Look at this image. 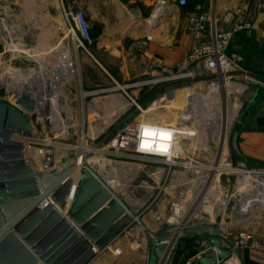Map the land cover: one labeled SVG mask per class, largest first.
<instances>
[{"label": "crops", "instance_id": "1", "mask_svg": "<svg viewBox=\"0 0 264 264\" xmlns=\"http://www.w3.org/2000/svg\"><path fill=\"white\" fill-rule=\"evenodd\" d=\"M260 2L261 0H188V4L183 6L179 4V0H0V14L3 18L10 19V7L17 6L18 35L26 44L27 38L32 37L34 50L39 54H53L59 59V55L73 49L63 8L83 9L90 24L92 41L86 49L81 50L82 71L89 79L90 69L98 65L97 70L104 88L112 83H136L128 81L147 75L149 63L176 65L181 61L195 42L187 25L190 14L206 13L211 21L216 20L222 27H228L233 21H252L253 27L236 33L230 43L231 50L242 52L245 56L243 69L235 73L234 78L247 83L244 95L248 101L246 110L252 105L248 118L236 123L230 139V158L234 163L252 169L264 168V10L260 8ZM40 67L38 73L48 83H62L60 80L64 76V66ZM83 108L82 112L85 113V107ZM87 108L90 114L99 111ZM246 110L241 114L244 115ZM32 150L35 152L31 153V149L26 146V160L35 170L41 171V154L37 162L34 157L37 149ZM86 150L89 148H80L82 152ZM108 152L105 148L98 151L100 155ZM54 154V159H60L58 162L55 160L57 167H62L74 156L65 155L62 151L58 157L57 150H54ZM43 159L41 156L42 161ZM91 160L88 159L92 165ZM102 161L103 164H99L97 168L92 166L106 179L110 177L108 182L151 231L216 223L212 214L204 213L202 209L197 213L201 218L195 222L187 223L186 219H182L183 223H175L170 220L165 210L163 191L159 194L156 187L152 186L149 194V182L133 184L137 182L139 172L144 171L149 177V164H144L141 168L133 160H121L116 161L120 166L113 171L111 163L104 162L103 158ZM157 168L155 172L154 168L150 169L156 182L165 172L163 165ZM77 172L73 174L75 179L79 177ZM139 186L146 190L142 194H135L133 188ZM220 226L224 231L229 228ZM229 241L227 237L222 238L223 245L228 246ZM110 243L111 249L102 251L87 264H147L149 235L136 221L130 222ZM209 243L208 235L182 236L179 233L169 242L159 264H164L173 247L176 250L171 264H202L213 250ZM116 248H120L121 252L117 253ZM239 251L238 258L233 257V253L217 264H235V261H244L246 258L251 264H256L250 260L246 251Z\"/></svg>", "mask_w": 264, "mask_h": 264}, {"label": "rangeland", "instance_id": "2", "mask_svg": "<svg viewBox=\"0 0 264 264\" xmlns=\"http://www.w3.org/2000/svg\"><path fill=\"white\" fill-rule=\"evenodd\" d=\"M10 8L12 16L8 19L6 26L16 43L15 46H17L20 43L17 29V6H11ZM1 29L3 27L1 28L0 26ZM1 41L3 40L0 34L1 71L9 70L12 72L19 69L30 79L35 77L32 74L33 72L38 73L40 71L41 65L58 66L59 62H61V57L64 55H59V59H56L53 54H39L34 50L32 37L27 38L26 42L29 49L22 54L17 52V48L13 49V47L4 50ZM70 54L72 56L70 68L74 69L73 73L75 76L67 74L69 77L73 76V79L70 83H65V85L59 83L58 86L54 85L52 87L48 85L46 87L48 91L47 97L50 100H48L49 105L42 109L40 114H27L32 135L25 142L35 148L44 147L46 141L50 142L53 150H57L58 157L62 151L65 155L73 156L79 154L80 148L88 147L89 150H94L93 155L89 159H92V165L95 168L99 164H103L102 158L105 159L104 162L111 163V170L113 171L120 166V164H117L119 162L116 161L121 160H133L141 168L144 164H149V177L144 171L139 172L137 182L133 184L140 185L144 182H149V194H151L152 186L156 187L159 194L163 191L165 193V197H163L165 210L168 218L172 220L175 218L178 208V191L181 187L176 176L174 175L171 180L167 179V182H165L168 167L165 163L154 159L157 157H141L130 147L127 149H116L111 146L110 142L115 132L127 124L138 126L141 123L152 122L174 127L177 125L183 126L186 123L188 125H196L200 132L195 137L185 139V144L182 148L186 154L198 155L202 164L203 177L209 178L211 175H215L219 178L214 208L213 206V209L210 208L208 203H204V205L208 212L216 209L214 211L215 214H213V220L228 221L231 209L227 208L225 211L224 209L227 205L225 204L223 208H220L217 202L222 196L236 192L238 185H240V180L233 171L225 170L226 173H220V169L211 170L210 168L224 165L225 159L231 157L230 139L237 125L238 117L247 108L248 101L244 98L246 91L235 94L239 109L237 108V113L232 117L235 108L229 105V89L223 88L215 94L210 93L208 83L213 77L204 65H201L197 70L196 66L194 67L196 70L195 76L177 79L170 77L176 72L177 65H151L149 63V73L147 75L140 79L128 81L136 83L132 85L112 83L106 88L113 87L115 88L114 90L84 96V92L88 93L89 90L95 91L96 89L104 88L102 78L100 79L97 70L98 65L90 69L88 79L86 73L82 71L81 50L72 49ZM66 79L67 77L64 75L60 81L64 83ZM41 85L37 82V87ZM10 87L6 84L0 87V99L17 107L15 93L13 88L11 87V89ZM53 93L59 99L58 101L56 99L57 102L55 98H53L54 101L52 100ZM118 95L122 96L130 105L125 107L121 100H117ZM194 98L197 100V106L193 111ZM83 107H85V113L82 112ZM87 107L99 111L90 114ZM165 112L169 113L165 114ZM53 114L56 116L52 117ZM176 115L178 119H176ZM164 119H167V121ZM113 130L115 132L100 147V149L105 148L109 152L100 155L98 153L100 149L96 150L95 144ZM132 141L134 142L135 140ZM96 154H99V156H96ZM52 155L55 154L53 153ZM41 156L40 165L43 163ZM133 156L135 157L134 159ZM55 160L58 162L60 159L55 158ZM161 165L165 167V172L159 176V180L156 182L157 179L151 175L152 171L150 169L154 168L155 172L158 170L157 166ZM175 168L179 169V167ZM117 173L120 172L117 171ZM194 178L192 172L188 175V181H185L189 186V196L192 195L194 188L192 185ZM124 181L127 183L126 180ZM133 189L135 194H142L146 190L141 186ZM189 196L187 197L189 198ZM246 202L248 204V200ZM192 215L189 222H195L201 218L199 214L194 213ZM182 217L172 221L183 223ZM239 250L241 249L235 250L233 257L238 258ZM235 264L251 263L246 258L244 261L242 259L238 260V262L235 261Z\"/></svg>", "mask_w": 264, "mask_h": 264}, {"label": "water", "instance_id": "3", "mask_svg": "<svg viewBox=\"0 0 264 264\" xmlns=\"http://www.w3.org/2000/svg\"><path fill=\"white\" fill-rule=\"evenodd\" d=\"M13 91L17 107L0 99V264H87L94 256L92 246L103 248L132 221L149 235L147 264H159L179 233L209 236L213 250L202 264H217L230 256L219 223L151 231L88 161L94 150L82 152L80 167L74 155L57 171L35 170L26 160L24 140L32 135L27 114L35 112L37 102L27 89ZM251 107L238 117V123L248 118ZM175 250L164 264L172 263Z\"/></svg>", "mask_w": 264, "mask_h": 264}, {"label": "built area", "instance_id": "4", "mask_svg": "<svg viewBox=\"0 0 264 264\" xmlns=\"http://www.w3.org/2000/svg\"><path fill=\"white\" fill-rule=\"evenodd\" d=\"M179 4L183 6L187 5L188 0H179ZM259 6L264 10V0H261ZM63 16L70 30L72 48L76 51L86 49L87 45L92 41V33L84 10L81 8H63ZM7 22L8 19L3 18L0 14V26L1 28L3 27V29L0 30L3 40L1 41L2 48L6 50L13 47V49L17 48V52L20 54L26 53L29 49L27 46L28 44L18 35L20 37V43L15 46L16 43L6 26L8 24ZM187 25L195 42L186 56L176 64V72L170 77L182 79L195 76L196 70L201 65H204L213 77L208 83L210 93L215 94L218 90L228 88L231 97H235L237 92L245 91L248 88L247 83L234 79V74L243 69L245 56L242 52L231 50L230 43L236 33L251 29L253 27V22L250 20H239L233 21L228 27H222L216 20L211 21L206 13H196L188 16ZM262 28L264 30V20L262 21ZM68 53H71V51L65 52L64 55ZM195 66L196 70L194 69ZM72 79L73 77L70 79L67 78L66 81L61 84L65 85V83H70ZM114 89L115 88L112 87L89 91L88 93L84 92V96ZM230 95H228L229 98ZM237 108L239 109V106L236 107V113L238 111ZM42 109L45 108L36 106L34 113L40 114ZM156 125L181 130V132L174 137L173 147L170 150V157L137 152L136 132L138 126L132 124H127L117 130L110 144L116 149H127L130 147L141 157H157L154 159L167 165L168 170L165 182H167V179L171 180L174 175L179 181L181 187L178 191L177 207L180 208L182 214L180 217L183 216L182 219H186L187 223L191 216H193L192 214H197L200 209H202L204 213L207 212L208 214H212L213 218L216 209L208 212L204 203H208L210 208L215 205L216 187L220 180H218L219 178L215 175H211L209 178L203 177L202 164L198 155L186 154L182 148L185 144V139L197 136L200 129L196 125H188L187 123L186 125H177L175 127L172 125ZM191 133L195 134L192 135ZM132 140L135 141L133 142ZM37 149L44 151L41 154L44 157L41 168L45 170V172H53L61 168L57 167L55 163L54 155H52L54 150L50 142L46 141L44 147H37ZM175 167H179V169ZM210 169H220V173H226L225 170L233 171L240 180V185H238L236 192L221 197L224 200V205H227L224 210L226 211L227 208L231 209L229 220L225 222L221 219L214 220L216 223H219V225H224L227 228L229 227L228 230L225 231L224 237L230 239L228 243L231 250L230 255H232L236 249H241L246 251L250 260L256 264H264V168H246L245 166L234 163L231 158H226L224 165H219L217 167L212 166ZM192 172L195 177L192 183L194 188L192 195L189 196V186L185 181H188V175ZM187 196H189V198ZM246 200H248V204H245ZM46 204L47 202H45L44 205ZM208 245H210V243ZM111 248L112 244L110 242L101 248V250H98L96 246H92L94 256L91 260L98 257L102 251ZM115 251L120 253L121 249L116 248Z\"/></svg>", "mask_w": 264, "mask_h": 264}, {"label": "bare ground", "instance_id": "5", "mask_svg": "<svg viewBox=\"0 0 264 264\" xmlns=\"http://www.w3.org/2000/svg\"><path fill=\"white\" fill-rule=\"evenodd\" d=\"M160 11V10H159ZM161 15V14H160ZM77 57V56H76ZM72 64V56L70 53L68 54H65L61 57V62H59L58 65L60 66H64V69L62 71V73H65L64 75L68 78L69 76L68 75H74L73 73V70L70 68V65ZM59 69V68H58ZM62 69V68H61ZM79 69V68H78ZM60 71V70H59ZM54 72V71H53ZM56 73V72H55ZM54 73V74H55ZM61 73V72H60ZM32 74L35 75V77L33 78H28L26 76V74H24L21 70H14V71H9V70H4V71H1V65H0V83H5L6 85L8 86H11L13 88V90L17 91V93L19 92H22L23 90L27 89L29 90L33 97L36 99V102H37V106L40 107V108H46L48 105H49V102H48V91H47V86L50 85L48 84L47 80L42 76V74H39V73H35L33 72ZM68 74V75H67ZM32 76V75H31ZM73 77V76H71ZM71 77H69L68 79H70ZM37 82H39L40 84H42L41 86H38L37 87ZM39 85V84H38ZM54 85H57L58 86V83L53 81L51 82V85L50 86H54ZM10 87V88H11ZM60 87V86H59ZM11 88V89H12ZM54 91H55V88H54ZM193 91V90H192ZM191 91V92H192ZM44 93V94H42ZM55 93L52 94V100L53 98H55V101L57 99V101L59 100L58 98H56V96L54 95ZM116 97V96H115ZM117 100H121V102L124 104L125 107H128L130 105V103L128 101H126L125 99L122 98V96H117ZM50 101V100H49ZM54 101V100H53ZM56 101V102H57ZM121 103V104H122ZM197 100L196 98L194 99V104L192 106V109L193 111L195 110L196 106H197ZM229 105L230 107H234V113L232 115V117L235 115L236 113V107H238V100H237V97L235 96H230V99H229ZM194 107V108H193ZM169 113V112H167ZM165 112V114H167ZM172 113V112H171ZM163 114V115H165ZM162 115V117H163ZM56 115L53 114L52 117H55ZM187 117V116H186ZM59 118V117H58ZM173 118V116H172ZM175 118V116H174ZM176 119L177 118V115H176ZM185 119V118H184ZM165 121H167V119H164ZM54 123V122H53ZM149 123H152V122H149ZM153 124H158V123H153ZM16 139H19V140H22L21 137H17L16 136ZM30 149H31V153H34L35 151L32 150V148L34 149L35 147L32 146L31 144L27 143V145ZM37 149V148H35ZM83 151V150H82ZM82 151H80L79 153H81ZM44 151L42 150H39L37 149V153H35L34 157H35V160L37 162H39V154H42ZM78 159H79V164L80 166L82 165L83 162H80V160L82 159V155L78 156ZM63 167V166H62ZM41 171L42 172H45V170H43L41 168ZM79 172H77L78 174ZM79 175V174H78ZM107 179L109 180L110 177L108 176ZM45 202H47L45 200ZM218 206L220 208H223L225 205H224V200L221 198L220 200H218L217 202ZM245 204H247V202H245ZM181 212H180V208L178 207L177 210H176V213H175V218L173 219H179V217L181 216ZM172 219V218H171ZM172 219V220H173Z\"/></svg>", "mask_w": 264, "mask_h": 264}, {"label": "clouds", "instance_id": "6", "mask_svg": "<svg viewBox=\"0 0 264 264\" xmlns=\"http://www.w3.org/2000/svg\"><path fill=\"white\" fill-rule=\"evenodd\" d=\"M180 132L181 130L175 128L161 127L148 122L141 123L136 132V151L170 157L174 137Z\"/></svg>", "mask_w": 264, "mask_h": 264}]
</instances>
